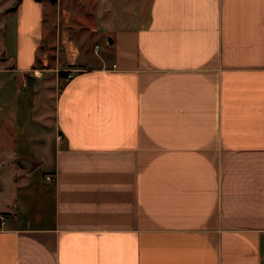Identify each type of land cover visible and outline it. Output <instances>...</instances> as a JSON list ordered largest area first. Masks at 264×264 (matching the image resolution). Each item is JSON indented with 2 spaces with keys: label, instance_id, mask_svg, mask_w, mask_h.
I'll return each mask as SVG.
<instances>
[{
  "label": "crops",
  "instance_id": "obj_1",
  "mask_svg": "<svg viewBox=\"0 0 264 264\" xmlns=\"http://www.w3.org/2000/svg\"><path fill=\"white\" fill-rule=\"evenodd\" d=\"M93 4L0 0V264H264V0Z\"/></svg>",
  "mask_w": 264,
  "mask_h": 264
},
{
  "label": "rangeland",
  "instance_id": "obj_2",
  "mask_svg": "<svg viewBox=\"0 0 264 264\" xmlns=\"http://www.w3.org/2000/svg\"><path fill=\"white\" fill-rule=\"evenodd\" d=\"M50 1H51V5L53 6V12L46 14L47 21L48 20L50 21L49 15L51 14V20L55 18L53 20V23L55 21L56 24L58 22L62 25H65L63 26L65 28L64 31H68L70 41L78 45L80 55L84 57H87L88 55L90 57L97 56L98 53L95 50L96 45L100 46L101 41L103 45L104 39H102L101 41L96 40L95 31L91 28L94 22V14H93L94 0H60L59 6L57 4V2L59 1L57 0H50ZM59 10L61 14H64V15H61L60 18L58 17L57 19V16H58L57 14ZM67 11L70 12L69 15L65 14V12ZM64 18L66 19L65 21L63 20ZM49 21H48V25L46 29L47 38L53 32V29L50 28L51 26H53V24H51V21H50V24H51L50 25ZM66 22L68 23L66 24ZM47 42L48 43H46V41L43 42V44L38 49V52H39V55H41L43 52H47L49 56L48 63L50 64L52 63V57L56 53V51L52 52L53 47L51 46L49 41ZM11 48L13 49L14 47H11ZM41 61L42 60L38 58V62H36V65L40 66L39 64Z\"/></svg>",
  "mask_w": 264,
  "mask_h": 264
},
{
  "label": "built area",
  "instance_id": "obj_3",
  "mask_svg": "<svg viewBox=\"0 0 264 264\" xmlns=\"http://www.w3.org/2000/svg\"><path fill=\"white\" fill-rule=\"evenodd\" d=\"M99 48H100V46H99V45H96V48H95V49L97 50V49H99ZM45 178H46L47 180H50V179L53 178V176H52L51 174H46V175H45ZM5 220H6V214L3 213V212H0V224H3Z\"/></svg>",
  "mask_w": 264,
  "mask_h": 264
},
{
  "label": "water",
  "instance_id": "obj_4",
  "mask_svg": "<svg viewBox=\"0 0 264 264\" xmlns=\"http://www.w3.org/2000/svg\"><path fill=\"white\" fill-rule=\"evenodd\" d=\"M107 40H108V42H110L112 39L110 36H107Z\"/></svg>",
  "mask_w": 264,
  "mask_h": 264
}]
</instances>
